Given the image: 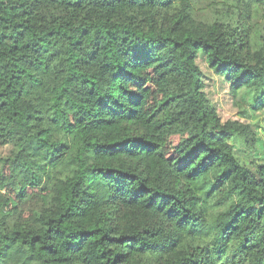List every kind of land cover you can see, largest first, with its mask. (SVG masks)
Instances as JSON below:
<instances>
[{
  "label": "trees",
  "instance_id": "16d2710c",
  "mask_svg": "<svg viewBox=\"0 0 264 264\" xmlns=\"http://www.w3.org/2000/svg\"><path fill=\"white\" fill-rule=\"evenodd\" d=\"M198 1L0 0V264H264L256 135L196 64L264 105V0Z\"/></svg>",
  "mask_w": 264,
  "mask_h": 264
},
{
  "label": "rangeland",
  "instance_id": "374dc122",
  "mask_svg": "<svg viewBox=\"0 0 264 264\" xmlns=\"http://www.w3.org/2000/svg\"><path fill=\"white\" fill-rule=\"evenodd\" d=\"M195 5L199 16L210 17L214 13L207 0H200ZM196 64L202 74L203 92L216 110L220 120L249 124L256 135V144L252 149L247 147L244 142L232 141L238 156L247 159L251 153L250 150H252L255 161L264 163V105H254L257 106L255 108L251 105L253 101L250 95L245 91H240L235 95L231 91L229 83L210 69L202 52L197 53ZM10 149V145L0 144V156L7 155Z\"/></svg>",
  "mask_w": 264,
  "mask_h": 264
}]
</instances>
